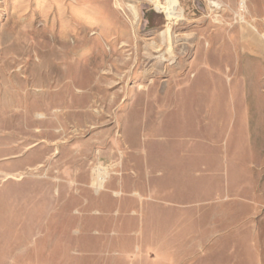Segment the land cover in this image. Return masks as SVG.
Segmentation results:
<instances>
[{
    "label": "rangeland",
    "instance_id": "obj_1",
    "mask_svg": "<svg viewBox=\"0 0 264 264\" xmlns=\"http://www.w3.org/2000/svg\"><path fill=\"white\" fill-rule=\"evenodd\" d=\"M240 1L168 27L0 0V264H264V0Z\"/></svg>",
    "mask_w": 264,
    "mask_h": 264
},
{
    "label": "bare ground",
    "instance_id": "obj_2",
    "mask_svg": "<svg viewBox=\"0 0 264 264\" xmlns=\"http://www.w3.org/2000/svg\"><path fill=\"white\" fill-rule=\"evenodd\" d=\"M156 4V7L164 12L170 21L168 24V27H170L171 24L177 22L180 20L183 16V12L180 9L181 6V0H166L165 4H162L161 0H151ZM246 0L240 1V10L243 11L246 8ZM217 3V2H216ZM218 4V3H217ZM105 181V176L100 175L99 176V182L97 183L98 186L101 187V185Z\"/></svg>",
    "mask_w": 264,
    "mask_h": 264
}]
</instances>
